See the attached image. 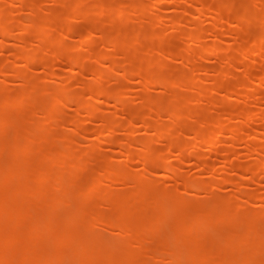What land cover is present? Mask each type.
Wrapping results in <instances>:
<instances>
[{"label":"rangeland","instance_id":"1","mask_svg":"<svg viewBox=\"0 0 264 264\" xmlns=\"http://www.w3.org/2000/svg\"><path fill=\"white\" fill-rule=\"evenodd\" d=\"M101 6L110 17L98 21ZM0 110L9 116L0 131V177L14 161L29 173L0 185V198H21L14 188L23 181L34 186L31 172L49 151L72 153L75 165L51 166L46 194L60 198L45 235L71 230L86 249L79 254L61 243L53 250L43 240L51 249L36 256L52 250L55 264H128V256L134 264L264 263V0H0ZM130 111L140 115L130 119ZM29 133L37 139L12 161L9 147ZM245 163L256 164L257 173L236 166ZM59 169L66 172L62 190L53 184ZM132 193L136 209H121ZM37 197L22 205L42 216L51 199ZM86 202L91 214L82 219ZM156 211H164L163 220L148 228ZM207 213H217L216 220L201 228L195 217ZM109 215L121 217V225L105 221ZM28 222L26 216L9 228L25 233ZM255 227L252 240L262 248L230 244ZM190 243L201 250L182 248ZM19 248L8 249L17 260Z\"/></svg>","mask_w":264,"mask_h":264},{"label":"bare ground","instance_id":"2","mask_svg":"<svg viewBox=\"0 0 264 264\" xmlns=\"http://www.w3.org/2000/svg\"><path fill=\"white\" fill-rule=\"evenodd\" d=\"M116 4V3H115ZM114 4V5H115ZM100 6V5H99ZM115 6H117V5H115ZM102 7V6H101ZM97 8V17H98V21H100V20H102V19H108L110 16L108 15V13H107V9L106 10H103L104 8H105V6H103L102 8ZM107 8V7H106ZM133 8V7H132ZM215 13L218 15V17H222V14H221V12H220V9L219 8H216L215 9ZM96 18V17H95ZM94 21H96V20H94ZM1 28H4V27H1ZM3 30V33L5 32V33H7L5 30H7V29H2ZM75 32H77V31H75ZM133 41H134V39H133ZM56 49L60 52L61 51V46H59V45H57L56 46ZM63 51V50H62ZM61 51V52H62ZM244 51H246V52H248L249 51V45L248 46H245L244 47ZM18 54V53H17ZM58 54V53H57ZM59 55V54H58ZM110 55V54H109ZM55 56H57V55H55ZM79 56H80V54H79ZM106 57L108 56V54L107 55H105ZM33 57V56H32ZM32 57H28V59H30V58H32ZM58 58H60L59 56H57ZM58 58H56V59H58ZM72 59H74L75 61L78 59H76V57H71ZM80 58V57H79ZM81 58H82V56H81ZM111 58V57H110ZM109 59V58H108ZM80 60V59H79ZM109 60H112V58L111 59H109ZM28 61V60H27ZM78 61V60H77ZM78 62H80V61H78ZM248 64V63H247ZM249 66L250 65H247L246 66V68L244 69L245 71H247V70H249ZM101 74H100V72H98L97 71V75H95V76H100ZM143 77H144V79H145V75H143ZM142 77V78H143ZM26 80V79H25ZM225 86V85H224ZM226 87V86H225ZM227 88V87H226ZM100 92V90H97V93H99ZM101 94H102V92H100ZM99 93V94H100ZM107 93V92H106ZM105 93V94H106ZM258 93H259V91H258ZM256 94V95H258L259 96V94ZM252 94V93H251ZM253 95V94H252ZM255 95V96H256ZM254 96V95H253ZM11 101H13V100H11ZM6 102H8V103H11L10 101H7V99H6ZM6 102L4 103H2V104H6ZM16 102V101H15ZM53 103H55L53 106H51V108L53 109V110H57V109H59V107H58V102H57V100H56V102H52L51 104H53ZM12 104V103H11ZM8 106V105H7ZM239 108V107H238ZM2 109H3V107H2ZM5 109V108H4ZM3 109V110H4ZM2 110V112H4ZM242 110V109H241ZM240 110V111H241ZM1 111V110H0ZM47 111L48 112H50L48 109H47ZM48 112H47V114H45L46 116H49L50 114H52V113H49L48 114ZM238 112V111H237ZM244 112V111H243ZM94 113H95V111H90L89 112V115H94ZM130 113V119H134L135 117H138L140 114H139V112H135V111H130L129 112ZM239 114H241L240 112H238ZM237 113V114H238ZM242 114H244V113H242ZM241 114V116H244V115H242ZM45 116V117H46ZM242 118H245V117H242ZM8 120H9V116L7 115V116H5V115H2V114H0V131H1V128L3 129V127L8 123ZM241 120H244L243 122H245V119H241ZM239 122H241V121H239ZM218 124L219 125H221V123L220 122H218ZM242 125L244 124V123H241ZM147 125V124H146ZM224 125H222L221 127H223ZM238 127V126H237ZM237 127L235 128V127H233V129H231V131H233V132H236L237 130ZM224 128V127H223ZM88 130V129H87ZM236 130V131H235ZM159 131H162V130H159ZM90 132V131H89ZM161 133V135H163V133L162 132H160ZM30 134V135H29ZM28 134V136L25 134V138L23 137V142H22V144L21 143H19V140L17 139V141H14V143L15 144H13L11 147H9V150H11L13 153V155L15 156L14 158H11L12 159V161L16 158V159H21V157L23 158L24 156H25V154H26V151L28 150V148H29V146L32 144V143H29V142H34V140L35 139H37V137H38V135L35 133H29ZM200 134L201 133H199V132H197V138H198V136H199V138L198 139H200ZM20 136V135H19ZM22 137V136H21ZM62 138V137H61ZM16 140V139H15ZM111 140H113V141H111ZM119 141L120 140H118V139H116V138H110V141L109 142H114L115 144H120L119 143ZM121 142V141H120ZM141 143H143V142H141ZM141 143H140V145H141ZM113 144V143H112ZM111 144V145H112ZM61 145V144H60ZM145 147H148L147 145H144ZM209 147H212V146H209ZM56 148H58V147H56ZM3 149H5V148H3ZM208 149V148H207ZM212 150H214L213 148L212 149H210L209 148V150L208 151H212ZM226 150H230V149H226ZM10 151V152H11ZM52 151H54V150H52ZM64 151V150H63ZM226 153V152H225ZM229 153V152H228ZM59 154H61V155H59ZM70 154H72V153H70ZM70 154L68 153V152H65V153H59V152H55L54 151V153H52L51 151H49V153H45V155L42 157V159H41V162L43 161V163H40L39 164V166L40 165H42V166H40V168H37V170H35L34 172V174H32V172H31V175H34V177H35V179L34 180H36V182L37 183H35L34 182V186H32V185H30V184H28V183H24L25 181H23L21 184L22 185H20V188H18L17 186H19V185H17L15 188H14V190H16L14 193H15V196L16 195H18V193H19V195H21L20 197L21 198H19L18 200L17 199H14L11 195H9L8 193H6V192H3V195L1 196V198H0V264H55L57 261L56 260H58L56 257H58V255L57 256H54L53 254H50L49 252H51L52 250H50V251H48V256H45V255H41V254H38V256H36V254H34V252H35V250H40V249H49L50 247H52L53 245H54V247H52V249L54 250V249H59V248H56L55 246H60L59 244H64L62 247H64V246H67V244H70L71 246L69 247V248H71L72 250H74V249H76V250H74V252L76 253V252H79L78 250H80V252H79V254L80 253H84V250L86 249L82 244L83 243H81V242H79V241H77L76 239H75V236L72 234V231L71 230H63V231H61V233H58V232H56L55 233V235L53 236H50V235H45V226H46V223L48 224V223H54V222H52V221H54V218H52V216H51V212H52V209L55 207L54 205H57L59 202L57 201V200H59V196L58 195H56L55 194V196H56V198H58V199H56V201L58 202H56L55 201V199H53V198H50V196H48V195H50V194H46L47 192L49 193V191H46L47 190V186L49 185V182H48V185H47V180H48V178H50L51 177V175H53L52 174V171H54V170H52V168H54L52 165H53V163L55 164V162L57 161H59V163H61V166H63L64 167V169L68 166V168H72L73 166H75L74 164H72V163H70ZM129 154V153H128ZM9 155H11V154H9ZM158 155V154H157ZM156 155V157H155V160L157 161V159L158 160H160L159 158H160V156H157ZM229 155V154H228ZM129 156H131V155H129ZM10 157H12V156H10ZM148 158V157H147ZM147 158H143V159H141L142 160V162L143 163H146V162H148V159ZM19 159V160H20ZM162 159V158H161ZM161 161V160H160ZM163 161V160H162ZM10 162H11V160H10ZM19 162V163H18ZM18 162H11V164H5V168H3V170L1 171L2 173H1V179H0V185H3V186H6V185H8V184H10V183H8V184H6L7 182V180H9V179H13V177H16V176H22V175H25L26 176V174H29L28 173V168H26V167H24V168H22L21 169V162L20 161H18ZM73 162V161H72ZM70 164H72V166L70 165ZM51 166H52V168H51ZM237 167H239L240 168V170H241V168L243 169V170H245V171H249V172H251V173H257V165L256 164H252V163H245V165H236ZM240 166H242V167H240ZM60 167V166H59ZM61 168V167H60ZM64 169H61V170H64ZM238 169V168H237ZM56 171V170H55ZM54 171V172H55ZM55 175V177L53 178V180L55 181V182H53V184L54 183H56V187H57V190L58 189H60L61 187H63V188H61V190L62 189H64V183H66V182H64L65 181V178H63L64 176H65V174H66V172L65 173H62L61 171H60V169L58 170V172L57 173H54ZM114 174V173H113ZM63 175V176H62ZM114 175H117V174H114ZM113 176V175H112ZM116 177H118V176H116ZM178 177V176H177ZM115 178V177H114ZM119 178V177H118ZM141 178V177H140ZM19 179V178H18ZM64 179V180H63ZM115 179H117V178H115ZM143 179V178H142ZM142 179H140V180H142ZM52 180V181H53ZM117 180H119V179H117ZM30 181H31V179H30ZM52 181H50V182H52ZM28 182V181H27ZM141 182V181H140ZM5 183V184H4ZM141 183H143V182H141ZM140 183V184H141ZM135 184H136V182H135ZM143 184H141V188L143 187L142 186ZM50 186V185H49ZM136 187H138L139 188V186L140 185H135ZM148 186V185H147ZM53 187H55L54 185H53ZM55 187V188H56ZM60 187V188H59ZM99 191H101L102 190V187H98L97 188ZM96 189V190H97ZM56 190V191H57ZM64 191V190H63ZM135 191H139V189L138 190H135ZM134 191V192H135ZM5 193V194H4ZM1 195V194H0ZM31 196V197H30ZM33 196H35V197H37V196H39V198H43L42 200H47L48 198V200H50V202L48 203V205H49V207H50V209H48V208H46V207H44V206H46L45 204L43 205V207H44V209H46V211H44L43 212V215L41 216V213H40V215L38 214L39 212H38V209H37V211L36 212H34L35 211V209H29L27 206V208L26 207H24L22 204H24V203H26L27 201H28V199H30V198H32ZM45 196H46V198H45ZM58 196V197H57ZM124 197V196H123ZM38 198V197H37ZM123 199V198H122ZM20 200V201H19ZM18 201V202H17ZM139 201V200H138ZM138 201H137V194L136 193H132V194H130L129 196H127L123 201L121 200L120 201V203L118 204L119 206H120V208L121 209H129V208H133V209H136V207H135V204L136 203H138ZM43 203V202H42ZM55 203V204H54ZM86 203H88V204H85L86 206L84 207L83 206V208L81 207V210H83V211H81L80 209H79V211L81 212V213H78V215L80 214V218H82V219H84V218H86V217H88V214H91L90 213V211L88 212V210H90V208L88 207V205H89V202H86ZM51 204V205H50ZM82 205H84V204H82ZM81 205V206H82ZM50 210V212H48ZM159 210V209H158ZM226 210V209H225ZM32 211V213L33 214H35V216H33L32 217V215L31 216H28L27 214L28 213H30ZM40 211V210H39ZM157 212V211H156ZM204 212V211H203ZM32 213H30V214H32ZM157 213H160V215L159 216H155V217H153L152 216V218L150 217L149 219L150 220H154L155 222H151V224L149 223V221H147V223H149L150 225H152L151 227H148V228H152L153 226L154 227H156L155 225H157V223H161L160 221H162L163 220V216H164V211H159V212H157ZM156 213V214H157ZM205 213V212H204ZM224 213V212H223ZM226 213V212H225ZM230 213V212H229ZM44 214L46 215V216H44ZM208 215H202V216H197V217H195V223L198 225V226H200L201 228H202V226H204V227H207V224H209L210 222H212V220H214L216 217H212L214 214H217V213H212V215L211 214H209V213H207ZM77 215V216H78ZM226 215V214H225ZM254 215V214H253ZM29 217V222L28 223H26V225H28L27 227H28V230L27 231H25V233H22L23 231H19V230H10V228L9 227H11V228H14V227H12L11 226V224L10 223H12V222H14L15 223V225L17 224V223H19L20 221L22 222L24 219H25V217ZM41 216V217H40ZM44 216V217H43ZM99 216V215H98ZM206 216V217H205ZM209 216V217H208ZM214 216H217V215H214ZM220 217L219 218H221L223 215H219ZM257 216V215H256ZM31 217V218H30ZM79 217V216H78ZM96 216H94V218H95ZM99 217H101V216H99ZM104 217H107V218H104ZM104 217H102V218H104L105 219V221H107V222H109V223H119V225H121V217H116V218H113V217H111L110 215H109V217L108 216H104ZM225 218H227V215L226 216H224ZM224 217H222V218H224ZM258 217V216H257ZM73 218H75V217H73ZM89 218V217H88ZM91 218V217H90ZM102 218H100L99 220H101ZM154 218V219H153ZM224 218V220H226ZM234 218V217H233ZM71 220H72V218H70ZM69 219V221L68 222H70L71 220ZM96 219H98L97 217H96ZM186 219V221H182V222H184V223H182L183 224V226L181 225V227H184V229L186 230V228L188 229L189 227H190V225H191V220L189 219V218H185ZM234 219H236V218H234ZM234 219H231V220H234ZM74 220H77V219H74ZM216 220V219H215ZM219 220V219H218ZM181 221V220H180ZM179 221V222H180ZM245 221V220H244ZM24 222H27V221H24ZM72 222V221H71ZM242 222V221H241ZM56 223V222H55ZM54 223V224H55ZM92 223H94V222H92ZM145 223V222H144ZM71 224V223H70ZM76 224V223H75ZM81 224V223H80ZM91 224V223H90ZM245 224V223H244ZM4 225V226H3ZM12 225L14 226V224L12 223ZM25 225V226H26ZM77 225V224H76ZM86 225H88V223L86 224ZM123 225L125 226V228L128 230V231H132V232H134L135 231V233L137 232L136 231V225L134 226V224L133 225H130V224H126V223H123ZM149 225V226H150ZM81 226V225H80ZM89 226V225H88ZM123 226V227H124ZM132 226V227H131ZM253 226H254V224H253ZM83 227V226H82ZM121 227V226H120ZM203 227V228H204ZM78 229H80L79 227H77ZM147 228V229H148ZM256 228V227H255ZM251 228V229H248L247 231H245V232H247V233H253L254 235H256V232L258 233V229L256 228ZM83 229H84V231H87V230H85V228L83 227ZM86 229H90L89 227L88 228H86ZM140 229H143V230H141L142 232L141 233H143V232H147V231H144V230H147L146 228H144V227H142V228H139V230ZM206 229V228H205ZM82 230V229H81ZM138 230V229H137ZM256 230V231H255ZM175 231H179V229L178 230H175ZM131 233V232H130ZM134 233V234H135ZM139 233V232H138ZM137 233V234H138ZM250 233V234H251ZM43 234V235H42ZM177 234V233H176ZM179 235H181V238H183L182 237V232H181V234H180V231H179V233H178ZM178 234L176 235V240H178L179 238L177 237L178 236ZM243 234V233H242ZM242 234H240V236L242 237V236H245V235H242ZM249 234V235H250ZM139 235V234H138ZM248 234H247V237L249 236ZM47 236V237H46ZM39 237H43V238H39ZM44 237H46V238H44ZM173 237H174V235H173ZM246 236L245 237H242V238H238V237H236V238H238V240L236 241L235 240V242L236 243H234V241H233V239H230L231 241H229L230 242V244L232 245V244H235V245H238V246H235V248L236 247H238L239 249H245V247H247L246 249H258L259 247H261V246H259L260 245V241L258 242V241H254V240H256V236L255 237H253L252 236V234H251V237H249V239L247 238ZM171 239H172V237H170ZM180 238V239H181ZM231 238V237H230ZM232 238H233V236H232ZM245 238V239H244ZM174 239V238H173ZM179 239V240H180ZM252 239H254V240H252ZM42 240V241H41ZM43 240H44V242H47V243H49V246H50V244H53V245H51L50 247H48V245H45V243H43ZM176 240H175V242H176ZM177 241V242H180V243H182L181 241ZM257 240H259V239H257ZM49 241H53V243H51V242H49ZM46 243V244H47ZM141 243H143V242H141ZM40 244H42L41 246H39ZM139 245L138 246H140L141 244L140 243H138ZM190 244H194V245H186L185 247H182V248H184V249H186L187 247L188 248H190V247H192L191 249L192 250H194L193 248H195V249H197V248H199L200 250H201V246H197V248L195 247L196 245V243H190ZM262 244V243H261ZM14 245H19L20 246V250L22 249V255L20 256V258L17 260V259H15L12 255H14V254H12L11 252H13V251H10V250H8V249H13V247H14ZM230 245V246H231ZM46 246V247H45ZM244 248H243V247ZM61 247V246H60ZM142 247V246H141ZM144 247V246H143ZM241 247V248H240ZM69 248H67V249H69ZM262 248V247H261ZM51 249V248H50ZM78 249V250H77ZM124 249H126V248H124ZM209 249V248H208ZM214 249V248H213ZM232 249V248H231ZM45 251H47V250H45ZM191 251V250H190ZM199 251V250H198ZM158 252V251H157ZM195 252H197V251H195ZM52 253V252H51ZM54 253H55V251H54ZM129 253H131V254H134V253H132L131 251H128L127 252V255H129ZM200 252H197V254H199ZM12 254V255H11ZM65 254V253H64ZM72 254V253H71ZM130 254V255H131ZM161 254V253H160ZM67 255V254H66ZM125 255V254H124ZM133 256V255H132ZM16 257V256H15ZM52 257H54L55 259H53ZM59 258V257H58ZM125 258H127V257H125ZM124 258V259H125ZM128 258H129V260H127L126 262H128V264H134L135 262H133V260H134V258H133V260H132V258L130 259V257L128 256ZM73 259V258H72ZM85 260V259H84ZM79 261H83V259L82 260H79ZM78 261V262H79ZM90 261H93L92 259H90L89 261H87L86 262V264H90ZM131 261V262H130ZM181 262V261H180ZM227 262H229V261H227ZM227 262H225L224 264H250L248 261H246V260H243V261H239L238 260V262H236V261H234V262H232V261H230L231 263H227ZM81 262H79L78 264H80ZM83 263L85 264V261H83ZM177 263V262H176ZM195 263V262H194ZM203 263V262H202ZM75 264H77V263H75ZM100 264H114V262H111V261H107V262H104V263H100ZM117 264H122L121 263V260L119 261V263H117ZM139 264H142V263H139ZM169 264H171V263H169ZM192 264V263H191ZM199 264H201V263H199ZM206 264V263H205ZM214 264H217V263H214ZM223 264V263H222ZM261 264H264V263H261Z\"/></svg>","mask_w":264,"mask_h":264}]
</instances>
